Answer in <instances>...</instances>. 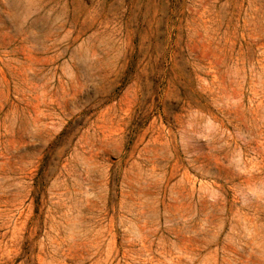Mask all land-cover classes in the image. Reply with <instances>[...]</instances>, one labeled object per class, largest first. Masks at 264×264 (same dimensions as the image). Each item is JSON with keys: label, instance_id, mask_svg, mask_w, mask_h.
Returning <instances> with one entry per match:
<instances>
[{"label": "rangeland", "instance_id": "1", "mask_svg": "<svg viewBox=\"0 0 264 264\" xmlns=\"http://www.w3.org/2000/svg\"><path fill=\"white\" fill-rule=\"evenodd\" d=\"M0 264H264V0H0Z\"/></svg>", "mask_w": 264, "mask_h": 264}, {"label": "bare ground", "instance_id": "2", "mask_svg": "<svg viewBox=\"0 0 264 264\" xmlns=\"http://www.w3.org/2000/svg\"><path fill=\"white\" fill-rule=\"evenodd\" d=\"M215 119V118H214Z\"/></svg>", "mask_w": 264, "mask_h": 264}]
</instances>
